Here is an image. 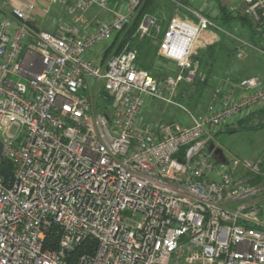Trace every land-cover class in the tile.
I'll list each match as a JSON object with an SVG mask.
<instances>
[{
  "label": "built area",
  "instance_id": "obj_1",
  "mask_svg": "<svg viewBox=\"0 0 264 264\" xmlns=\"http://www.w3.org/2000/svg\"><path fill=\"white\" fill-rule=\"evenodd\" d=\"M51 1L62 11L47 28L32 3L0 0V166L13 164L8 183L0 173V264H264L263 187L235 177L259 174L261 158L208 152L222 126L264 104V78L216 87L193 114L177 96L205 77L194 57L213 19L188 7L193 17L165 28L143 17L137 34H162L160 54L181 70L158 79L128 45L101 61L143 0ZM240 5L264 37V0ZM95 7L108 18H90ZM149 97L191 123L143 124ZM88 239L96 248L74 256Z\"/></svg>",
  "mask_w": 264,
  "mask_h": 264
},
{
  "label": "rangeland",
  "instance_id": "obj_2",
  "mask_svg": "<svg viewBox=\"0 0 264 264\" xmlns=\"http://www.w3.org/2000/svg\"><path fill=\"white\" fill-rule=\"evenodd\" d=\"M188 1L191 4V6H189L191 9L199 11L202 14L208 15L209 18L214 19V12H212V9H214V6L212 5V9H210L211 0H188ZM202 1L207 2L208 6L206 9L205 8L201 9L199 7V4ZM24 2L32 3L35 6V10L32 13V15L35 17L37 25L40 27L42 26L45 27V24H51L53 20L58 16V14L62 11L61 7H59V5L57 4H54L51 0H8V4L10 7L11 6L22 7ZM155 3L156 4L154 6L155 10H154L153 15L156 16L160 22H162L163 26L167 24L168 21H170L172 18L188 17L178 10V7H182L183 4H177L172 0H157ZM231 6L232 7L234 6L239 10V12H236V13L243 15L241 11L242 5L238 4L237 2H230L225 7L228 9ZM191 9H187V11L190 12ZM48 10H49V13H46L48 12ZM87 15L90 18L97 16V19L100 20V19L108 18L109 13L105 10L95 7V8L88 10ZM214 22L217 25V28L216 29L214 28L212 31L217 33L216 34L218 37L217 42L221 43L222 41L221 39L223 38L222 36L230 34V32L227 29L228 26L221 24L219 21H214ZM158 35L159 34L154 32L152 33L151 37L154 39L155 38L157 39ZM237 43L238 45H241L242 48L247 50L248 52L247 54L249 58H247L246 61L243 62L239 59L238 56H235V58L227 59L226 56L220 55L221 56L220 60L216 62L215 67L217 69L221 68L223 71H225L226 63H230V67H233V69H236V71H240V70L242 71L244 69V72H246L244 74L241 73V76L239 75V78L243 77L242 79H244V78L251 77V76H259L263 78L262 73L260 72L256 73L255 71H252V66L249 67L250 65L246 63H250V61L252 62L255 61L256 63V61H259L260 58H259L258 53H256V51L263 54V57H264V53H262L259 50H254L253 46L245 44L243 41H237ZM126 44L128 45V43ZM118 45L119 44H116L115 47L117 48ZM159 47H160V43L158 45V51L155 52L156 55H154L157 61V66L164 67V69L167 70L169 74L175 70L180 72L181 71L180 68L177 67L173 62L161 58L162 55L159 52L160 51ZM94 52H97V51H94ZM100 55H102V53H100ZM216 72L220 74V72L218 71ZM247 74H252V75H247ZM236 76L238 77V75ZM213 82H214L213 87L210 88L209 90H206V94L208 95V97H206L207 95L202 98L198 97L197 100L194 101L193 105H188L183 102L184 106L191 113L201 114L205 112L208 104L211 101L210 98L215 88L220 86L223 89H227L228 87L225 81H220L219 79H217V80H214ZM261 107H264V104L255 106L253 109L249 110L248 112L252 110H257L258 108H261ZM248 112H245L244 115H242L239 119L245 118ZM239 119L233 122V124L231 125L232 127L231 129H229L230 127L228 125L222 126L219 129L218 134L216 135L214 143L218 147L224 150V153L228 156V158L238 157L241 159H251V160H256V159L261 158V161H262L264 157V129L257 130L256 128L258 125H260L262 117L260 116V114H258L255 117V119H252L251 121H246L244 123V127L246 128L244 129H242L240 124L237 125V122ZM173 120H176L183 124L191 123V118H190L189 113L186 112L184 109L180 108L179 106L164 103L153 97H149L147 99V106L145 107V110L141 116V121L143 124L155 122V121H173ZM248 176L250 175H246V173L242 172L241 169L239 172L235 174L236 178H241V179H247ZM261 186L263 187L262 199H264V185H261Z\"/></svg>",
  "mask_w": 264,
  "mask_h": 264
},
{
  "label": "trees",
  "instance_id": "obj_3",
  "mask_svg": "<svg viewBox=\"0 0 264 264\" xmlns=\"http://www.w3.org/2000/svg\"><path fill=\"white\" fill-rule=\"evenodd\" d=\"M156 1L157 0H143L142 1L130 27L126 31L119 33L114 38V40H112L105 47L104 53L101 56L102 62H105L106 59L112 54H117L121 52L122 49L127 45L126 43H128V46L130 48H136L139 52L138 60H137L138 66L141 68L147 69L154 77L158 79H164L170 75H177L179 73V71L175 70L169 74L168 71L164 69V67L157 66V61L154 55H156L155 52L158 51V45L162 40V34H159L157 36V39L155 38L156 40L152 38L151 36L140 38V36L136 34L137 29L143 17L147 14H150V15L154 14V10H155L154 6L156 4L155 3ZM173 1L177 4H183L182 7H178V10L181 13H183L185 16L193 17V15L187 11V7L190 8L189 6H191L188 0H173ZM220 11H221V18L223 20H227V21L240 20L241 22L249 26L253 39L254 38L261 39L262 34L257 32L254 24L247 16L241 15L239 13H232L231 11H229V9H227L224 6L221 7ZM213 20L217 21L215 19ZM166 26L167 24L164 25V28ZM116 44H119L117 48L115 47ZM254 46L257 48H260L257 41H254ZM235 50L236 49L234 48H230L226 46V44H224L223 41H221V43L217 42V43L210 44L206 46L204 49H201L195 55L194 59L198 61L199 63L198 73H202L205 77L202 78L201 76L197 75L193 83L183 82L180 86L177 100L182 104L184 102L188 105H193L194 101L197 100L198 97L200 98L205 97L207 95L206 90H209L214 85L213 84L214 75H217L216 74L217 72L215 71V64L217 60L220 58L219 54L224 53L227 58H232V56L235 57ZM161 58L168 60L163 56ZM233 79L239 81V78L237 76H233ZM101 96L105 98V102H104L105 108H108V106L111 104V98L106 94L105 91L101 92ZM206 97H208V95ZM258 114H260L262 119H261L260 125H258L256 128L257 130L264 129V107L248 112L245 118L238 120L237 125L240 124L242 129L246 128L244 127V123L246 121H251L252 119H255V117ZM232 124L233 123L227 124L230 127L229 129L232 128L231 127ZM218 132H216L215 135H217ZM260 169L261 171L259 174H252L249 176L248 182L250 184L264 185V157H263V160L261 161ZM12 171H13V164L7 160H3L0 166V173L4 177L6 183H8L9 180L11 179ZM96 245H97V242L94 239H88L77 247L74 256H76L77 254L83 253L85 251L91 252L96 248Z\"/></svg>",
  "mask_w": 264,
  "mask_h": 264
},
{
  "label": "crops",
  "instance_id": "obj_4",
  "mask_svg": "<svg viewBox=\"0 0 264 264\" xmlns=\"http://www.w3.org/2000/svg\"><path fill=\"white\" fill-rule=\"evenodd\" d=\"M242 1L243 0H211L210 1V4H211L210 9H212V5H213L214 9H212V12H214V19L219 21L221 24L228 26L227 29L230 32V34L222 36L223 38L221 40L224 42V44H226V46L236 49L235 50V56H238L241 61L245 62L246 59L249 58V56L247 54L248 52L246 49L242 48L241 45H238L237 41H243L245 44L253 46L254 50H259L262 53H264V37L262 36L261 39H258V38L253 39L249 26H247L246 24H244L240 20H231V21L223 20L221 18V11H220L222 6L225 7L230 2H237L238 4H241ZM200 4H199V7L201 9H203V8L206 9L208 6L206 1H202ZM45 27L51 28V24H45ZM216 34L217 33L213 32V31L205 32L202 35L201 39L199 40V47H198L197 53L201 49H204L206 46L213 44V43H217L218 37ZM222 35H224V34H222ZM254 41H257L260 48H257L254 46ZM245 48H247V47H245ZM256 53H258V55H259V58H260L259 61H256V63H255V61H253V62L250 61L251 64L250 63H246V64H249L250 65L249 67L252 66V71H255L256 73H258V72L262 73L263 78H264V57H263V54H261L260 52L256 51ZM219 55L225 56L224 53H221ZM232 58H235V57L232 56ZM218 60H220V58ZM225 66H226L225 71H223L221 68L217 69L215 67V71L220 72V74L216 73L217 75H214V80L219 79L220 81H225V83L228 85L227 88H229L232 85H234V83L235 84L239 83V81L243 78V77L239 78V75L241 76V73L244 74L246 72H244V69L242 71L241 70L236 71V69H233V67H230V63H226ZM236 75H238L239 81L233 79V76H236ZM247 75H252V74H247ZM244 77H246V76H244ZM209 96H211V95H209ZM210 99H212V96Z\"/></svg>",
  "mask_w": 264,
  "mask_h": 264
},
{
  "label": "water",
  "instance_id": "obj_5",
  "mask_svg": "<svg viewBox=\"0 0 264 264\" xmlns=\"http://www.w3.org/2000/svg\"><path fill=\"white\" fill-rule=\"evenodd\" d=\"M2 149H3V144H2V141L0 139V161L2 159ZM208 152L210 154L213 155V157L221 162V163H225L227 161V158L225 156V153H224V150L218 146H216L215 143H211L209 148H208Z\"/></svg>",
  "mask_w": 264,
  "mask_h": 264
}]
</instances>
